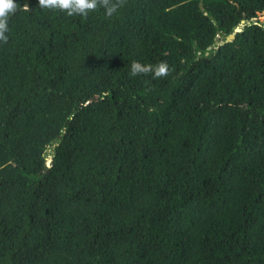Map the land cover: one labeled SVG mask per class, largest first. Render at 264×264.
<instances>
[{"label":"trees","instance_id":"obj_1","mask_svg":"<svg viewBox=\"0 0 264 264\" xmlns=\"http://www.w3.org/2000/svg\"><path fill=\"white\" fill-rule=\"evenodd\" d=\"M15 2L0 264H264V0Z\"/></svg>","mask_w":264,"mask_h":264},{"label":"clouds","instance_id":"obj_2","mask_svg":"<svg viewBox=\"0 0 264 264\" xmlns=\"http://www.w3.org/2000/svg\"><path fill=\"white\" fill-rule=\"evenodd\" d=\"M126 0H38L39 7L57 9L66 12L68 16H87L89 12L103 8L105 15L111 17L125 4ZM24 9L28 6L25 4ZM18 9L15 0H0V42L7 43L9 31V17ZM170 68L166 61H159L155 65L144 64L133 60L130 64V76L152 74L154 79L169 75Z\"/></svg>","mask_w":264,"mask_h":264},{"label":"water","instance_id":"obj_3","mask_svg":"<svg viewBox=\"0 0 264 264\" xmlns=\"http://www.w3.org/2000/svg\"><path fill=\"white\" fill-rule=\"evenodd\" d=\"M241 23H243V20L240 21V24H241ZM239 30H240L239 26H238V25L235 26V27L233 28V31H232L231 33H229V34L226 35L225 40H230V39H232L233 36H234V33L237 32V31H239ZM49 164H50V158H48V160H47V164H46V165H49Z\"/></svg>","mask_w":264,"mask_h":264},{"label":"rangeland","instance_id":"obj_4","mask_svg":"<svg viewBox=\"0 0 264 264\" xmlns=\"http://www.w3.org/2000/svg\"><path fill=\"white\" fill-rule=\"evenodd\" d=\"M260 20L264 21V18L262 16L259 17ZM47 164V163H46Z\"/></svg>","mask_w":264,"mask_h":264}]
</instances>
